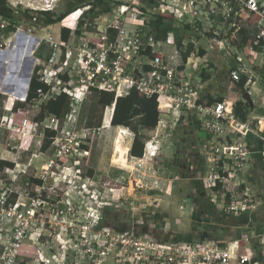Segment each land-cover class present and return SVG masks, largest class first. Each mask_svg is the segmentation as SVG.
<instances>
[{
    "label": "built area",
    "instance_id": "obj_1",
    "mask_svg": "<svg viewBox=\"0 0 264 264\" xmlns=\"http://www.w3.org/2000/svg\"><path fill=\"white\" fill-rule=\"evenodd\" d=\"M25 1V9L52 12L60 0ZM158 3L161 11L157 8L151 14L142 13L135 6L125 3L116 4L105 12L102 8L100 10L99 6L82 5L81 14L75 13L76 17L71 18L73 26H63L69 29V36L64 44L54 40L51 35L44 39L54 52L43 70L36 72L38 80L50 87L45 93L38 91L40 98L48 100L61 92L69 94L70 109L64 116L60 129V132L67 135L74 129L77 117L75 114L74 119L68 123L66 119L73 107L78 108L82 98L87 95L110 91L113 92L115 101L119 97L129 96L134 91L141 97H156L157 102L163 100L162 104L157 103L160 117L156 128L148 134L144 143V148L149 150L151 156L158 149L157 129L161 125L166 127L165 124L172 117L174 119L168 129H174L183 111L191 112L194 109L202 129L208 136L200 145L208 164L204 176L208 193L225 213L234 217L247 213L260 203L257 196L250 192L244 179V169L250 160L251 150L240 137H229L228 131L234 130L240 135L249 133L261 140L263 148L260 155L263 161L264 135L251 123L240 120L235 115L231 102H200L197 94L202 86L201 80L194 79L184 72V68L181 69L185 63H178L176 60L179 51L173 39H155L149 35V29L150 23L156 20L154 16L159 12L165 11L175 17L167 8L173 7L180 11L185 16L180 22L184 25L192 24L197 19L196 16L200 15L199 11L207 14L208 10L218 8L225 12L227 20L238 11L259 17L257 21H260L263 27L257 39L263 38L264 0H159ZM21 4L22 2L15 1L12 6L16 8ZM10 25L11 22L0 16V29H8ZM89 25H92L90 29L87 28ZM14 27L13 31L17 32L19 27ZM32 31L34 32V29ZM34 73L35 69L31 76ZM60 76H66V79H61ZM229 76L235 82L245 77L243 91L249 93L248 85L252 83V73L248 68L238 66L230 70ZM78 95L81 98H77ZM25 99L26 94L20 101L25 102ZM114 104L115 102L111 104L112 113ZM161 108L165 110L162 111ZM162 116L165 117L164 120ZM59 121L60 118L48 115L41 121L29 123L24 120L23 127L30 125V129L34 130L41 124L42 137L46 130L54 131L56 136ZM54 140L52 144L56 143L58 137ZM56 145L59 148L55 152L54 162L66 157L70 150V145L65 143ZM50 162L52 163V160ZM58 165L60 164H57V169L60 170L61 165ZM4 171L11 173L13 170L6 168ZM14 176L17 177L16 174ZM75 177L76 174L72 178L74 186ZM77 179L81 177L78 176ZM89 179L90 177H86L83 181ZM42 184L35 186L36 192L37 187ZM68 192L69 190H65L63 193L67 195ZM11 193L13 192L7 196L0 195V246L3 249L0 264H19L16 263V252L24 240L29 239V233L32 246L37 247V255L24 264H192L193 261L196 264H264V261L253 260L252 253L246 248L252 239L257 237L264 260V227L260 228V233L254 229L243 228L236 237L221 245L208 241H198L199 243L191 246L187 245L188 243H175L181 250L176 251L179 254L172 255L168 252L169 249L164 250L165 247L169 248L164 243L136 235L131 229L116 232L100 226L95 219L98 218L97 215H91L84 220H70L68 225H61L59 229L65 231V238L62 242L55 243L50 241L49 236L44 239V231L48 230L44 227L45 223L40 219L42 215L39 213V210H49L52 204L38 195L30 200V204H21L20 201L16 202V199L13 203L5 205ZM73 193L75 194V190ZM16 197L18 198V195ZM72 198L57 202V207H65L71 211L76 203ZM175 244L171 245L177 246Z\"/></svg>",
    "mask_w": 264,
    "mask_h": 264
},
{
    "label": "rangeland",
    "instance_id": "obj_2",
    "mask_svg": "<svg viewBox=\"0 0 264 264\" xmlns=\"http://www.w3.org/2000/svg\"><path fill=\"white\" fill-rule=\"evenodd\" d=\"M71 0H62L59 2L54 14H50L51 16H62L63 14L66 13L65 17H68L63 21L64 24L68 25V27L73 26L71 24L72 20L71 18L76 17L75 13L81 14L80 8L82 7V4L77 6L75 10H70L67 12V4H69ZM108 1V0H107ZM111 1V5H109L108 10L112 7L115 6L119 0H109ZM115 1V2H114ZM10 3H14V0H9ZM120 3V2H119ZM118 3V4H119ZM84 5V4H83ZM141 7V6H139ZM143 8H148L147 6L143 5ZM12 8V7H10ZM104 8V7H103ZM12 14L16 15L17 12L20 11V9L12 8ZM101 10V8H100ZM24 12H27V15L22 16L20 20L18 21V26L22 28V32L25 34L29 33V30L32 31V27L30 25H33L34 28L38 29H44L46 28L44 25L48 24L43 21H41V17L39 18L38 15H34V13H38L39 11H34L33 9H27ZM239 13L243 14L244 11H238ZM41 13V12H39ZM200 15L206 16V14L202 11H199ZM77 15V16H78ZM175 18L177 21L181 22V19L185 18L183 14L178 11L175 15ZM243 16H245L243 14ZM39 18V19H38ZM248 21L246 22H252L253 20H259V17L255 16H248ZM51 20H56L52 19ZM230 20V19H229ZM91 21V18L89 19V23ZM173 20H169L165 22V26L163 27V38L167 40L168 38L173 39V43L175 46L179 47L181 44L186 48L189 49V51H192L193 57L195 58V62L197 63V70L201 71L202 69L207 68V64L210 63V55L213 53V49L217 48L218 53L220 52L222 57H225L228 61H234L235 57H233V54L236 56L239 54L235 53L236 50L238 49L239 45L243 44V41L241 40V34L238 32V27L243 28V26L246 24L245 19L243 17H239L236 20H231L232 23H235L236 26L233 27L234 29L236 28V31L233 30H228L229 32L227 33L228 39H226V43L223 45L226 46V50L219 48L217 44H219L222 35L218 34L216 35L214 32L216 31L213 27L208 28L207 26H203L201 21H197L196 24V29L194 30L195 26L189 25H184V27H189V29L183 28L180 32V34L173 35L172 32V27H174V22ZM40 24V25H39ZM44 24V25H43ZM55 24L53 26V29L51 30L52 32L55 31L57 32L61 25ZM74 24V23H73ZM177 24V23H176ZM179 24V23H178ZM50 25V24H49ZM92 25H89L87 28H91ZM192 28H191V27ZM52 27V26H48ZM63 27V25H62ZM191 30L197 31L200 33L199 37H195L191 33ZM206 30V32L204 31ZM6 30L0 29V53H4L7 50V42L9 40H12L13 42L15 41V44L18 42L16 40L18 38V34L14 31H12V34L8 36L6 34L5 36L3 35V32ZM36 31V32H37ZM35 32V35H36ZM54 32V33H55ZM40 33V32H38ZM166 35H169L168 37H165ZM173 35V36H171ZM204 40L206 44L203 45V43H199L200 40ZM201 40V41H202ZM6 44V45H5ZM14 44V43H13ZM14 44V45H15ZM231 47L229 48L228 47ZM203 49L205 53L203 56L199 55L200 50ZM236 49V50H235ZM211 50V52H210ZM13 51V50H12ZM12 51H10V55H12ZM54 50L50 47L48 52L44 55V58L39 59L38 61H34L32 64V72L35 69V73L31 77H38V74L36 73L39 70H43V68L48 64V61L50 57L52 56ZM210 52V53H208ZM217 55V54H216ZM234 55V56H235ZM240 55V54H239ZM212 56V55H211ZM252 56L254 54L250 52L247 55V61L246 63L249 64L252 60ZM24 64V67H27L29 62L26 61ZM10 72H8L9 68V63L6 64L5 70H4V75H2V80L9 81L11 80L10 77L12 71H14L15 67V59L13 58L12 65L10 64ZM208 70V69H206ZM205 72L209 75H213V71L208 70ZM209 72V73H208ZM32 74V73H31ZM16 78V77H15ZM15 87V84L13 85L12 88ZM10 88L11 90H13ZM18 89V88H17ZM28 90V89H27ZM26 90V93H27ZM17 91V90H16ZM244 91H240L235 83L233 81L226 82V94L225 97L227 99H230L234 102L237 101L239 96L243 93ZM1 94V99H0V153L4 154V158H15L16 154H12V152H19L18 158L16 161H21L24 163H31L32 160H36V158H39V162L42 159H49V157L46 155L41 154V149L40 146L43 143V137H42V126L41 124H38L37 127H35L34 130L30 129V126H25L23 127V122L24 120H27L29 123L35 121L34 117L37 116L39 113V109L36 106H33V104L22 102L24 105L23 108V120L21 124H16L14 121L11 120V113H13L14 107L18 105L19 101L15 100L8 106V97L7 94L4 95ZM251 94L253 95V89L251 91ZM250 94V95H251ZM11 98V97H10ZM77 98H81L80 95L77 96ZM7 107V111L3 109V107ZM103 110L101 107L96 105V97L95 94H90L87 95L86 97L82 98L81 101V106L79 113L77 115V120L74 124V129L70 132L69 135H67L64 132H60L61 126L63 124V118L61 121H59V128L56 131V137H58V140H56V143L53 145L56 146L54 147V150H58V145L56 144H67L70 145V150L67 152L66 157H62L65 159L64 163H60V161L57 160V162H54V157L52 158V163L50 162V165H45L40 166L38 165L37 168L38 170L34 169L33 171L30 170L31 167L26 168L24 166H21V169L24 170L26 173L21 174V176L16 177L13 182V185H9L10 183V177H15L14 174H16L17 171H14V163L12 167H6L10 170H13L11 173H3L0 174V181L3 184V188L7 189V191H16L19 196L18 198L16 197L15 200L16 202H19L21 204H30V200L33 197H36L40 195L41 199H46L48 200L52 205L50 206V209L47 210V215L45 211H40L39 213L42 215L40 218L41 220L44 221L45 225L44 227L47 228L48 231H44V239H47L49 236L50 241L55 242V243H60L62 242L63 238H65L64 233L65 231L60 230L59 228L61 225H68L70 220L78 221V220H84L85 217L97 215L98 218H95L97 220V223L100 226L102 225V219H103V214L105 215L107 213V210H111L110 208L112 207L111 204H115L116 208H127L125 210L128 211L127 217L130 219L133 217L136 218V220L139 218V216L144 212L143 214L146 215H153L155 212V207L156 206H161L162 209L167 210L170 212H173L174 216L177 215L178 210L180 211L182 209V213L178 214L180 216H184L189 219L191 214H193V218L190 219L191 221L189 222V228L188 224L185 223V232L187 234L192 235L193 232L194 234H198L200 232L206 231V223L210 222V219H207L202 222H197L198 220L196 219V214L191 213L189 206V200L187 199V190H186V185L181 183V180L178 181L174 178L175 172L171 170V165H170V160L171 157L174 155L172 150V146L174 148L176 147V144L174 142H177L175 138H181L182 137V131H178V128L180 124L176 127L175 131H171L168 129V125L171 124L173 121L174 117L168 119L167 123L165 124L166 127H162V125L157 129V141L160 143V147L157 149V152L155 155L151 156V153L149 150L146 149V155L144 156L143 161H132V159L128 155V151L131 145V141L133 139V132H129V139L127 142V151L124 152V155L121 158V162L119 163L120 165L124 166L126 169H128V176L129 179L126 180V183L122 185L123 187H129V191H125L124 193H115V196L112 191H108V189L113 188L115 189L116 184L109 179L108 177H103L100 178L97 177L92 179L93 176L87 181H83L86 177H88V170L91 169V159L93 157H97V154L99 155L100 163L98 162V167L101 168L102 172H104V175L106 174V168H107V159L111 155V144L105 143L103 145H100L98 143V139H96V133H97V125L101 124V119H102V114ZM112 109L108 108L105 111V119L107 120L108 117H110ZM192 113H195L194 109L191 110ZM49 120L50 118L47 117ZM165 117L162 116V120H164ZM67 120V119H66ZM136 119L134 120L135 124ZM16 124V125H15ZM179 124V123H177ZM115 129H113L114 131ZM112 131V132H113ZM144 131H142L143 133ZM177 135H176V133ZM175 133V134H174ZM107 134V132H106ZM105 134V135H106ZM114 134V133H112ZM168 134V135H167ZM113 136V135H112ZM146 136V135H144ZM206 133L201 131L200 135H198V140L202 139L203 141L205 140ZM52 141H55V140ZM201 140V141H202ZM81 141H85L87 143V146H89V153L86 155L85 152L81 151L78 148V145ZM112 143V142H111ZM38 145V147H36ZM41 151V152H40ZM202 151V150H200ZM64 153V150L62 151ZM113 153L118 156L117 160H120V157L117 152H115V149L113 147ZM37 155V157H35ZM150 156V157H148ZM112 163H114V156H110ZM109 158V159H110ZM31 159V161H30ZM51 159V158H50ZM15 160V159H14ZM60 160V159H59ZM177 163V158L175 160ZM57 164L61 165L60 170L57 169ZM58 165V166H60ZM30 166V165H29ZM36 166V165H34ZM17 168V167H16ZM92 170V169H91ZM40 172V173H39ZM55 174H51V173ZM57 174V176H55ZM40 175L43 179L42 185L37 187L38 191H35V185L30 183L29 178L33 175ZM42 174V175H41ZM75 186H74V181L73 177L75 176ZM102 174V173H101ZM17 175V174H16ZM94 175V174H93ZM80 176L81 179H77V177ZM180 179V177L178 178ZM73 181V182H72ZM73 183V186H72ZM7 184V185H6ZM60 186V187H59ZM63 190H62V189ZM1 190V189H0ZM65 190H69L67 195L63 193ZM75 190V194L73 191ZM110 192V193H109ZM127 192L129 195H127ZM6 191H2L1 194H5ZM72 194L73 198H72ZM126 194V195H125ZM31 197V198H30ZM1 198V197H0ZM68 198H72L76 203L75 206L71 211L68 210V208L61 207L60 209L57 207V202L61 201L65 202L68 200ZM82 199V201H80ZM123 206V207H122ZM130 206V207H127ZM2 207V206H1ZM0 207V208H1ZM25 208V207H24ZM132 209V210H131ZM176 213V214H175ZM134 214V216H133ZM187 219V220H188ZM173 220V219H172ZM185 221V220H184ZM174 222V221H173ZM163 228L164 232H168L173 236L174 230H176V227L174 225H171V220L166 219L163 222ZM205 228V229H204ZM173 230V231H171ZM62 232V233H61ZM5 231L3 232V234ZM173 233V234H172ZM188 235V236H190ZM194 236V235H192ZM198 237L195 235L194 239L191 240V245H195L199 240L197 239ZM188 243V242H187ZM199 243V242H198ZM172 243H167L166 246L169 248L165 247L164 250H168V252L173 254H179L176 251L181 250V248H178L179 245L174 246L171 245ZM189 245V243L187 244ZM48 246V245H47ZM252 246V245H251ZM251 246L248 245V250L251 249ZM1 247V246H0ZM178 248V249H174ZM35 253L37 252V247H34ZM60 261V260H59ZM192 264H196V262L193 261Z\"/></svg>",
    "mask_w": 264,
    "mask_h": 264
},
{
    "label": "crops",
    "instance_id": "obj_3",
    "mask_svg": "<svg viewBox=\"0 0 264 264\" xmlns=\"http://www.w3.org/2000/svg\"><path fill=\"white\" fill-rule=\"evenodd\" d=\"M14 1H20L22 2L21 6L18 7L16 6V8H19L21 12L29 9H25V5H26V1L25 0H14ZM30 1V0H29ZM62 0H60L59 2H61ZM118 1V0H117ZM159 0H119L120 3H125V4H129L130 6L133 5L135 6L137 9H139L140 12L142 13H148L151 14L154 10H156L157 8H159L158 10L161 9L160 3H158ZM58 2V4H59ZM6 3L13 8V4H15V2L12 4L9 2V0H6ZM71 3H74V0H71L69 2V4H67V10H72L74 8L79 6V5H83V4H91L93 6H98L96 4V0H87L86 2H82L80 4L77 5H73L71 6ZM119 3V4H120ZM57 4V6H58ZM145 5L148 8H143L142 6ZM25 6V7H24ZM56 6V8H57ZM141 6V7H139ZM55 8V10H56ZM101 8V7H100ZM54 11L52 12H41V13H35V15L39 14V18L41 17V21L48 23V24H43L46 28L44 29H38L34 28L33 25H30L33 29L34 32L31 31L30 33V29L28 34L23 33L22 28L18 26V23L15 24L14 26H18L19 30L16 32L18 34V38L16 40L18 41H22L23 38H27V41L29 40L30 42V57L33 59V62L37 59H41L44 57V55L46 54V52H48L49 50V46L45 43L44 39H46L48 36H52L54 40L56 41H60L61 42V28L62 25L66 26V24L63 23V21L65 20L64 18L60 21H56V20H51L52 19H56V16H51L50 14H54ZM167 10H170L171 13H173L174 15L178 12V10H176L175 8L171 7L167 8ZM103 11V10H102ZM161 11V10H160ZM47 13V14H46ZM160 13H166L165 11L159 12L155 17V19H157V16ZM167 14V13H166ZM243 14L245 16H243ZM243 14L237 12L236 15L232 16L230 18V20L225 19V12L221 9L218 8H212L210 10H208L206 16H202V15H198L196 16V20L190 25L191 26H195L194 30L196 29V24L197 21H201L203 26H207L208 28L213 27L216 31L214 32L216 35L221 34L222 38L220 40V44H217L219 48H222L224 50H226V46L223 45L224 43L227 44L226 39H228V32L230 30H233L236 26L235 23H232L231 20H236L239 17H243V19H245V25L243 26V28H239L238 27V32L239 29H243L245 30V38L251 40H254V44L251 45V43H247V44H241L239 45L238 49H240L239 51L236 50L235 53L239 54L236 56L235 54H233V57H235L234 61H228L225 57H222L220 52L218 53V50L215 46V48L213 49V53L211 54V59L213 60V68H211L212 66L207 67L206 69L213 71V75H209L208 74V78L206 80H201L202 86L197 94V98L200 102H209V99H214L216 100L217 98L222 97L223 101L230 104V102L233 104V108H234V101L227 99L225 97V93H226V82H231V78L229 76V72L230 70H233L235 68H237L238 66H243L248 68L251 73H252V83H250L249 86V93H247L245 90L244 92L239 96V98L237 99V101H241L242 102V106L243 109L246 112V120L249 123H251L254 127H256L258 129V131L264 135V43L263 45H256L255 40H257V35L260 34V31L262 29V25L260 23V21L257 20H253L251 23L250 22H246L248 21V16L250 14H248L247 12H244ZM4 20H7L8 22H11L10 18L5 17L3 15H0ZM38 18V19H39ZM175 17H173L171 20H173L172 22H174V27H172V34L176 35V34H180V32H182L181 30H183L184 28V24L180 23L179 21H177L176 19H174ZM188 19H190L187 16ZM190 20H193L192 18ZM54 21V22H53ZM169 21V19H162L163 22V27L165 26V22ZM65 22V21H64ZM153 22V21H152ZM61 23V27L60 29L55 32V31H51L53 29V26L55 24H59ZM177 23V24H176ZM179 23V24H178ZM50 24V25H49ZM40 25V24H39ZM188 25V24H187ZM48 26H52V27H48ZM190 26V27H191ZM163 27L161 28V32L160 34H156L155 32L153 33V27H152V23H150V34L152 37H154L155 39H158L160 41L165 40V38H163ZM177 28V29H174ZM192 28V27H191ZM230 29V30H229ZM6 31L3 32V35L5 36L6 34H8V36H10V34H12V31L10 29H4ZM197 30V29H196ZM229 30V31H228ZM37 31V32H36ZM198 31V30H197ZM195 32L193 30H191V33L193 36L195 37H199L200 33L199 32ZM206 32V30H204ZM234 31H236V28L234 29ZM36 32V35H35ZM40 32V33H38ZM55 32V33H54ZM171 35V36H173ZM169 35H166L165 37H168ZM242 37V36H241ZM242 39V38H241ZM263 42H264V37L262 38ZM169 40V38H168ZM202 40V39H201ZM199 43H205L204 40H202ZM8 43V42H7ZM6 43V44H7ZM10 43H15V41L13 42L12 40H10ZM5 44V45H6ZM9 44H7V47L9 46ZM229 47V45H228ZM231 48V47H229ZM178 51H179V56H176V60L178 61V63H181V61H183L185 63V66H182L181 69L184 68V72H187L188 74H190L192 77H194V79H199L200 73L199 71L196 69L197 68V63L195 62V58L193 57V53L192 51H189V49H186L182 44L181 46L178 47ZM211 52V50H210ZM252 52L254 54V56H252V60L251 62L246 63L247 61V55ZM217 54V55H216ZM235 55V56H234ZM23 62L20 61L19 66L17 67L16 70V65L13 68L14 70H16V73L14 76H12V78L10 77L11 80L7 81V88H12L14 85L15 81V77L18 75L19 77H21L22 79L25 78L26 73H27V67H24V64H22ZM32 68V67H31ZM205 69V70H206ZM0 70H1V66H0ZM206 70V71H208ZM31 73H32V69L30 71V79H31ZM199 73V75H198ZM209 73V72H208ZM191 77V78H192ZM30 82V80H29ZM234 83H236L235 81H233ZM29 87V84H28ZM253 89V95L251 94V91ZM28 91V90H27ZM243 91V89H242ZM241 91V92H242ZM8 93H10L9 91H7ZM18 90L16 91L17 94ZM1 93V92H0ZM251 94V95H250ZM1 95V94H0ZM27 95V93H26ZM11 97V96H9ZM12 98V97H11ZM1 99V98H0ZM14 99V98H13ZM20 103H22L23 101L18 100ZM215 102V101H213ZM211 102V103H213ZM158 105L159 103L162 104L163 100H159V102H157ZM81 106V104L79 105ZM105 108V107H104ZM108 108V106H107ZM4 110L7 111V107H3ZM106 109V108H105ZM80 110V108H79ZM158 112H159V117H160V108H157ZM162 111H164V108H161ZM105 111V110H103ZM79 113V111H78ZM78 115V114H77ZM103 116V114H102ZM13 118V113H11V120ZM111 120V118H110ZM109 120V123H110ZM102 123L100 124V127L97 128V133H96V139H99V136H101L102 132V128L105 125V121L104 119H101ZM183 122V124H182ZM179 123V124H177ZM182 124V125H180ZM179 126L178 131H182V137L180 138H175V140L177 142H174L176 144V147L174 148V146H172V148H170V150H172L173 152V156L171 157V170H173V172H175V179L178 181L177 183H179V180H181V183L186 185V190L187 192V196H189L188 194H190L189 197H187V199L189 200V208L191 213H195L196 214V219L198 220L197 222H202V219H204L203 221L210 219V222L206 223V231H203L198 233V234H193L192 235H196L199 241H208V242H212L213 244L216 245H221L224 243L229 242L230 240H232L234 237H236V235H238V233L243 229L246 228L245 230L248 229H254L257 233H260V228L264 227V210H261L257 213V206L252 209L251 211L241 214L239 216H236L234 218V216H231L227 213H225L223 210H221L217 203L214 202L212 200L211 195L208 193V189L204 180V176L206 174L207 171V167L208 164L205 160V158H202L201 155H203L200 145L201 142H203L202 139L198 140V135H200V132L204 130L201 127L200 124V120L198 118V116L195 113L192 112H186L183 111L182 115L179 117V120L176 122L175 128L172 129L171 131H175L176 127ZM30 126V125H28ZM112 126V125H111ZM120 125H115L112 127H119ZM124 127V126H123ZM115 128V129H116ZM156 128V126L152 129H146L143 130V134L146 135L143 138V143H145V141L148 139V134L152 131H154V129ZM128 131L132 132L129 128H127ZM113 131V130H112ZM177 132V130H176ZM175 132V133H176ZM114 133V132H112ZM174 133V134H175ZM168 135V134H167ZM177 135V133H176ZM240 134H237L234 130H229L228 131V136L229 137H239ZM134 136V134H133ZM242 141L247 144L250 147L251 150V154H250V160L249 162L246 163L245 169H244V173L246 174V185L249 187V190L252 194L256 195L257 198L260 200L259 204L263 205L264 204V161L261 158L260 152L263 148V143L261 140H259L257 137L253 136L252 134H246V135H240ZM206 138H208L207 134L205 136ZM224 137V136H223ZM221 137V138H223ZM205 138V140H206ZM202 140V141H201ZM133 141V139H132ZM132 141H131V145H132ZM109 144H111L109 142ZM130 145V148H131ZM158 148L160 147V143L157 142ZM38 147V145L36 146ZM54 146L52 143H50L49 147L44 151L41 152V154L46 155V157L48 156L49 159H42L40 160L41 162H39V158L37 157V155H35L36 160H32L31 163L33 164H29V163H24L21 161H16L19 155V152H12V154H16L15 158H4L3 155L0 153V159L2 160H6L9 161L11 163H14V171H17V177L21 176V174H25L26 172L24 170L21 169V166H24L26 168H30L31 171H33L34 169L38 170L37 166H44L45 165H49L50 161L52 160V157L55 156V150H54ZM112 147V145H111ZM130 148L128 151V155L129 157L132 159V161H143L144 156L146 155V149L144 148L143 151V156L141 158H137V157H133L130 155ZM201 154V155H200ZM155 155V154H154ZM110 156H114V163H112ZM107 159V168H106V174L104 175V172H102L101 168L98 167V162L100 163V159L99 155L97 154V157H93L91 159V169L93 170V180L94 178L100 177H108L109 179H111L116 186L115 189L113 188H109L108 191H112L114 196L115 193H124L125 191H129V187L126 186H122L126 183V180L129 179V174H128V169H126L124 166L120 165L119 163L115 162L116 159L118 158L117 155H115L113 153V148H111V155H110ZM150 157V156H148ZM204 157V155H203ZM51 158V159H50ZM110 158V159H109ZM177 158V163H175ZM15 159V160H14ZM30 165V166H29ZM36 165V166H34ZM17 167V168H16ZM6 167H4L3 169L0 170V174L5 173ZM40 173V172H39ZM102 173V174H101ZM42 175V174H41ZM96 176V177H95ZM180 177V179H178ZM31 178H35V179H39L41 180V176L36 174L31 176ZM10 183H8L9 185H13V182H15V178L14 177H10ZM200 182V183H199ZM122 184V185H120ZM7 185V184H6ZM196 185V186H195ZM2 182L0 181V193L4 190L6 191L5 194H3L4 196H7L10 192H13L15 195L19 194L16 191H7V189H4ZM35 186V185H34ZM60 187V186H59ZM62 189V188H61ZM63 190V189H62ZM110 193V192H109ZM126 195V194H125ZM127 195L128 192H127ZM112 207L110 208L112 210V212H116L119 209H122L120 207L116 208L115 204H111ZM123 207V206H122ZM130 207V206H127ZM264 208V206H263ZM127 209V208H124ZM155 213L153 215H144L142 212V214L140 215H136L139 216V218L136 220V218L133 217V219L131 218H127L126 223L129 224V228L134 232V228H139L140 225L146 226L148 228H154L157 227L160 232H164L166 230H164V220L169 219L171 220V225H174L176 227V230H174V234L173 236L168 233L165 232V236L164 238H162L161 236H154L151 235L150 233L147 232H143V233H139L136 235L139 236H143L146 238H151L154 240H165L167 243H189L191 244V241H186V238L191 237L192 239H194V236L187 234L185 232V223L188 224L187 229L189 228V222L191 221L190 219L193 218V214H191V216L188 218L184 217V216H180L179 214L182 213V209L177 212V215L174 216L173 212L164 210L161 208V206H156L155 207ZM132 210V209H131ZM217 212H224L223 214L226 216H221V214H217ZM129 213H127L128 215ZM176 214V213H175ZM134 216V214H133ZM233 217V218H232ZM173 219V220H172ZM188 219V220H187ZM157 220H159L158 224H157ZM185 220V221H184ZM174 221V222H173ZM263 222V223H261ZM1 227V226H0ZM109 228V227H108ZM205 229V228H204ZM173 231V230H171ZM135 233V232H134ZM29 235V239H25L23 242V244L21 245L20 249H18V251L16 252V263H20V262H28L31 259L36 258L37 253H35V251L32 249V244L30 242V233ZM190 235V236H188ZM201 235H207L206 239H201ZM191 239V240H192ZM157 240V241H158ZM164 243V244H167ZM248 245H252L251 249L248 250ZM246 246L247 251H249L250 253H252V258L253 260H258V261H264L262 256H261V252H260V243L258 241V238L255 237L252 239L251 243L248 244ZM24 246V247H23ZM31 247V249H30ZM29 248V249H27ZM3 249L0 247V256L3 254Z\"/></svg>",
    "mask_w": 264,
    "mask_h": 264
},
{
    "label": "trees",
    "instance_id": "obj_4",
    "mask_svg": "<svg viewBox=\"0 0 264 264\" xmlns=\"http://www.w3.org/2000/svg\"><path fill=\"white\" fill-rule=\"evenodd\" d=\"M86 1L87 0H74V3H71V6L77 5V4H80L82 2H86ZM118 3L119 2H117L116 4H118ZM96 4L102 8L103 12H105V11H108L109 5H111L113 3H111V1H109V0L108 1L107 0H96ZM12 11H13L12 8H10V6L6 3V0H0V15H3L5 17H8L11 19L10 20L11 25L8 27V29H10L11 31L14 30V28H15L14 25L18 23L20 18L22 16L27 15V12H24V11L23 12L19 11L16 13V15H13ZM68 11H70V10H67V12ZM65 16H66V13L63 14L62 16L57 17L56 21L62 20ZM172 18L173 17L170 14L160 13L157 16V19L155 21L151 22L152 27H153V30H152L153 33L155 32L157 35L160 34L161 28L164 25L162 22V19L171 20ZM184 28L189 29L188 26L184 27ZM174 29H177V28H174ZM239 33L242 35L241 40L243 41L244 44H247V43H251V45L254 44V42H253L254 40L250 41L249 39L245 38V30L239 29ZM68 36H69V29L62 27L61 28V42L63 44L66 42ZM9 42H10V40L8 41L7 44H9ZM255 42H256V45H263V43H264L262 38H258L257 40H255ZM28 43H29V40H28ZM25 51H26V49L24 50L23 54L25 53ZM204 53H205V51L203 49H201L199 52V55L203 56ZM208 53H210V52H208ZM209 55L211 57V54H209ZM11 57H12V55L9 56V60L11 59ZM212 65H213V60L210 59V63L207 64L206 66L209 67ZM211 68H213V66ZM205 69H202L201 71H199V73H200L199 79L200 80H206L209 77L208 74L205 72ZM18 75L16 76L15 81H13L15 84V87L12 88L13 90H11V92L9 91L10 93L3 90L4 86L7 85V81L2 80V82L0 83V92L4 95L7 94V96L12 97V98L8 97V103H9L8 106L14 101V99L15 100H23V98L17 96L16 90L20 91L21 89H26V84L24 82V79H22ZM60 77H61V79H66V76H60ZM245 80H246V78L242 77L240 81L235 83L236 87L240 91H242V89H243V85H244ZM49 89H50V87L47 84L40 82L38 80V77H34V76L31 77L25 102L33 104V106H36L39 109V113L37 114V116L34 117L35 121H41L48 115H53L57 118L62 119L69 112L70 98H69V94H67L66 92H61L58 95H56L55 97H52L48 100H41L40 93L38 91L40 90L41 93L42 92L45 93ZM95 97H96V105L101 107L102 109L106 106H108V108L112 109L111 104L113 102H115L114 108H113V113L111 111L112 115L110 114V117H108L107 121H105L106 122L105 125L103 127H101L103 133L101 134V136H99L98 143L100 145H103L105 143H109V142L111 143L112 142L111 145L113 148L114 136H115V132H116L115 128L116 127H112V126H115V125L124 126L126 128H129L134 134V136H133V134L129 131L133 136V141H132V145L130 148V155L133 157L141 158L143 156V151H144V143H143L144 134L142 133V131L146 130V129L154 128L157 125V122L159 120V112L157 110L156 97H151V98L141 97L134 91L131 92L129 96L119 97L115 101H114V94H113V92H110V91H99L95 94ZM0 98H1V95H0ZM213 101L223 102V98L220 97V98H217L216 100L209 99L210 103ZM23 108H24V105H23V103H20V102L18 103V105H16L14 107L12 121H14L16 124H21V122L23 120V113H22ZM108 108L106 107L105 111ZM105 111H103V116H102V119H104V120H106L105 116H104ZM234 113L240 120H242V121L246 120V112L243 109L241 101H236L234 103ZM110 118H111V120H110ZM73 119H74V114H73V110H71V113L68 116L66 123L71 122V120H73ZM135 119H136V121L134 124ZM109 120H110V123H109ZM101 123H102V121H101ZM96 127L98 128V127H100V125L98 124ZM113 129H115L113 131L114 134H112ZM106 132H107V134H106ZM54 136H55V132L52 130H46L44 132L43 143L40 146V149L43 152L49 147L50 143H52ZM239 137H241V136L239 135ZM85 143H87V142L81 141L78 145V148L81 151L85 152L87 155L89 153V146H87V144H85ZM201 156H202V158H204L203 155H201ZM59 161H60V163H64L65 159L62 158ZM12 166H13V163L0 159V170L3 169L4 167H12ZM87 173H88V177L91 178L93 175V170L90 169V170H88ZM244 179H245V182H247L245 173H244ZM29 181H30V183H32L34 185H40L42 183L41 180L31 178V177L29 178ZM217 187H219V186H217ZM190 194L191 193H189L188 195L190 196ZM16 196L17 195H15L14 193H11L9 195V197L7 198L5 205L13 203L15 201ZM263 206H264V204L263 205L259 204L257 206V213L261 210H264ZM127 213H128V211L123 209V208L119 209L116 212H112V210L108 209L107 213L105 215L103 214V219L101 220L102 225H104L105 227H109L116 232L128 230L129 224L126 223L127 218H128ZM223 213L217 212V214H221V216H226ZM158 222H159V220H157V224H158ZM263 222H264V220H263ZM263 222H261V223H263ZM144 231L147 233H150L151 235H154V236L155 235L161 236L162 238H164L166 236L165 232H163V231L160 232V230L157 227L148 228L146 226L140 225L139 228H136V227L134 228L135 234L143 233ZM206 238H207V235H201V239L204 240ZM191 239L192 238L189 237V238H186L185 240L191 241ZM158 241L161 243H167L163 239L158 240ZM27 249H29V248H27ZM30 249H31V247H30ZM32 249L34 250V247H32ZM234 249H235V244L232 245V253H233ZM234 255L235 254L233 253L232 256H234ZM19 264H24V262H20Z\"/></svg>",
    "mask_w": 264,
    "mask_h": 264
},
{
    "label": "water",
    "instance_id": "obj_5",
    "mask_svg": "<svg viewBox=\"0 0 264 264\" xmlns=\"http://www.w3.org/2000/svg\"><path fill=\"white\" fill-rule=\"evenodd\" d=\"M14 44L10 43L7 50L4 53H0V66H1L0 83L2 81V75H4V70H5L6 64L9 63L8 72H10V70H11L10 64L12 65L13 58H14L16 70H17V67L19 66L20 61H22L24 63H26V61L29 62L28 66H27V73H26V76L24 78V82H25L26 87H27L29 84V80H30L31 67L33 64V59L30 57V42L28 43L27 38L24 37L21 42L18 41L15 45ZM25 49H26V51L23 54ZM12 50H13L12 57L9 60L10 51H12ZM16 70L12 71L11 76L15 75ZM3 90L4 91H11V89L10 88L8 89L7 86H4ZM25 94H26V89H21L20 91L17 92V96L21 97V98L25 97Z\"/></svg>",
    "mask_w": 264,
    "mask_h": 264
},
{
    "label": "bare ground",
    "instance_id": "obj_6",
    "mask_svg": "<svg viewBox=\"0 0 264 264\" xmlns=\"http://www.w3.org/2000/svg\"><path fill=\"white\" fill-rule=\"evenodd\" d=\"M79 107L76 108V106H74L73 109H72L73 110V114L74 115L76 114V117H77V114H78V111H79ZM74 124H75V122H74ZM128 139H129V134H128L127 128L126 127H123V126L117 127L116 128V132H115V136H114L113 147L115 149V152L118 153V155L120 157V160H117L115 162L122 163L121 162V158L124 155V152L127 151V142H128Z\"/></svg>",
    "mask_w": 264,
    "mask_h": 264
}]
</instances>
